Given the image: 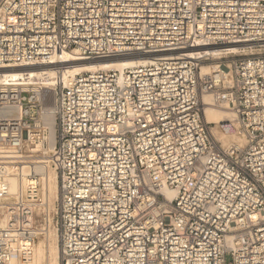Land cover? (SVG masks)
<instances>
[{
  "label": "built area",
  "instance_id": "2783aa9c",
  "mask_svg": "<svg viewBox=\"0 0 264 264\" xmlns=\"http://www.w3.org/2000/svg\"><path fill=\"white\" fill-rule=\"evenodd\" d=\"M230 45L247 53L201 72ZM63 54L146 61L58 84L53 144L42 88L0 79V264L32 255L37 164L56 175L61 264H264V0H0V71L63 77ZM207 106L232 113L227 145Z\"/></svg>",
  "mask_w": 264,
  "mask_h": 264
},
{
  "label": "bare ground",
  "instance_id": "6f19581e",
  "mask_svg": "<svg viewBox=\"0 0 264 264\" xmlns=\"http://www.w3.org/2000/svg\"><path fill=\"white\" fill-rule=\"evenodd\" d=\"M244 51L247 53V49L243 45H230V46H218L214 47L211 50L212 59H210L209 63L203 64L201 66V72L207 73L208 71L212 70L217 66L216 61H219L221 59L222 55H228V54H237L239 52ZM146 59H114L109 61H100L96 63H87V62H79L77 59H72L70 56L63 54L59 58V62L61 63H68L65 65V72L63 73V77H58L54 74L53 68L51 66L46 67H40V68H17V69H8L4 71H0V79L4 81H14L18 80L23 77H27L31 80V83L34 85H38L43 87V85L51 86L52 89L56 88L58 84H60L62 81L63 83H67L70 81V79L73 77L74 74L84 71H94L97 69H115V70H123L125 68L132 67L136 64H141L145 62ZM46 76V84L43 83V79L41 80L42 76ZM36 80V82H34ZM50 88V87H49ZM55 91V90H54ZM52 95V94H50ZM44 101L48 99L46 96V93L44 92ZM52 98V106L45 109V116H44V123L46 125H50V134H49V143L53 144L55 140V132L52 127L54 123H52V115L54 114V102H55V94L51 96ZM204 101L206 103L210 102L209 97H205ZM45 103V102H44ZM232 119V113L228 110H225L223 108H217L214 106H207L204 108V120L207 125H211L210 127V134L213 135L217 140L221 142L222 145H227L231 140V136H221L217 129L220 128L221 124L227 123L229 120ZM49 127V126H48ZM34 166L33 170L35 173L40 175L43 178V186H44V196L45 201L47 204L48 197H49V203L51 205L52 201L55 199L56 195L58 197V188H57V180L56 175L53 170L46 167L45 164ZM24 173L26 170H23ZM51 171V172H49ZM49 173V174H48ZM9 181V195L11 197H16L20 195L26 194V189L30 187L31 183L29 181H26V179L23 178L17 179L14 176L8 177ZM165 194L168 195L170 198L173 196L170 192L165 191ZM35 208L37 206H40L39 204H34ZM34 208V211H35ZM42 248L40 246H37L34 253V258L31 260L30 258H27L24 260L22 264H40V258L42 256ZM50 252V251H49ZM33 255V250H32ZM31 255V256H32ZM22 260H15L12 261L10 264H18ZM21 264V263H20Z\"/></svg>",
  "mask_w": 264,
  "mask_h": 264
},
{
  "label": "rangeland",
  "instance_id": "374dc122",
  "mask_svg": "<svg viewBox=\"0 0 264 264\" xmlns=\"http://www.w3.org/2000/svg\"><path fill=\"white\" fill-rule=\"evenodd\" d=\"M244 54H246V53L239 52L235 55L228 54V55H222L221 57L223 59V62L225 64H228L229 61H231L232 59L239 57L241 55H244ZM219 62H221V61H216L217 64ZM43 83L46 84V81H43ZM41 88H42V91H44L46 93V96L47 97L49 96L48 99L43 104V110H45L46 107L49 108L50 106L53 105L51 96L55 93L56 88L52 89V87L48 86V85H43V87H41ZM50 94H52V95H50ZM52 119H53L52 123H54V116L53 115H52ZM46 126L47 127L49 126V128H50V125L47 123H46ZM212 126L214 127V125H212ZM52 127H53V125H52ZM209 128H211V127H209ZM35 166H38V165H35ZM49 172H51V171H49ZM56 199H57V195H56L55 199L52 201L51 205L49 203V197H48L47 204H46V202L40 203V201H37V203L40 206H37L35 208V211H34L37 237L34 241L33 255L31 256V260H33V258H34V253H35L36 247L40 246L43 250L42 256L40 258V262H41L40 264H61L60 263V254H59L58 232H57V224H56V207H57ZM23 262L24 261H20V262H18V264H20V263L22 264Z\"/></svg>",
  "mask_w": 264,
  "mask_h": 264
}]
</instances>
